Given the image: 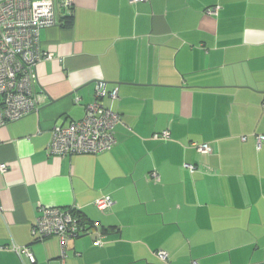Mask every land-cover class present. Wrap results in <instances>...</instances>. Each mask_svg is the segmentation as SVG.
Masks as SVG:
<instances>
[{
	"label": "crops",
	"instance_id": "obj_1",
	"mask_svg": "<svg viewBox=\"0 0 264 264\" xmlns=\"http://www.w3.org/2000/svg\"><path fill=\"white\" fill-rule=\"evenodd\" d=\"M59 1L40 31L43 106L0 129V248L61 264L59 239L33 228L41 206L78 207L103 246L92 229L65 264H264V0H75L71 16ZM102 83L122 119L116 146L50 155L52 129L83 119ZM103 197L113 206L100 212ZM0 264L31 263L0 249Z\"/></svg>",
	"mask_w": 264,
	"mask_h": 264
},
{
	"label": "built area",
	"instance_id": "obj_2",
	"mask_svg": "<svg viewBox=\"0 0 264 264\" xmlns=\"http://www.w3.org/2000/svg\"><path fill=\"white\" fill-rule=\"evenodd\" d=\"M148 0H132V3ZM60 5L67 15H72L75 0H60ZM219 7L209 9L208 15H217ZM57 25L56 0H0V129L37 113L43 106L45 96L35 92L38 82L37 65L50 60L52 55L40 51V31ZM105 85L96 89L94 101L86 106L85 116L68 126L57 125L52 129L48 153L56 157L75 155H98L111 151L117 144L115 129L121 123V116L107 108L101 100L107 96ZM113 99L118 98V90L110 93ZM156 140L170 139V132L163 131L153 136ZM257 150H261L264 135L256 137ZM197 152L209 154L212 149L207 143H192ZM191 173L196 168L186 165ZM6 164L0 165V172L6 173ZM154 182L159 175L151 173ZM96 209L104 212L113 206L109 197H103L94 203ZM1 209V207H0ZM97 231V223L88 226L80 215V208L71 207L62 210L58 207L39 208V216L33 228V235L39 240L56 237L62 251L61 264H65V249L70 240L78 239L91 230ZM96 246H103V236L97 231L94 241ZM0 249L15 252L26 257L31 264L36 258L29 247L11 246ZM156 256L167 262L168 253L156 251ZM196 264V263H193Z\"/></svg>",
	"mask_w": 264,
	"mask_h": 264
},
{
	"label": "water",
	"instance_id": "obj_3",
	"mask_svg": "<svg viewBox=\"0 0 264 264\" xmlns=\"http://www.w3.org/2000/svg\"><path fill=\"white\" fill-rule=\"evenodd\" d=\"M102 84H103V83H102ZM99 85H100V84H99ZM99 85H98V86H99ZM103 86H104V84H103Z\"/></svg>",
	"mask_w": 264,
	"mask_h": 264
}]
</instances>
